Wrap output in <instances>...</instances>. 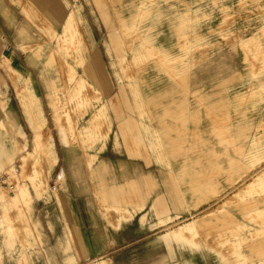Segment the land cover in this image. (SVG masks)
Masks as SVG:
<instances>
[{
	"label": "rangeland",
	"instance_id": "374dc122",
	"mask_svg": "<svg viewBox=\"0 0 264 264\" xmlns=\"http://www.w3.org/2000/svg\"><path fill=\"white\" fill-rule=\"evenodd\" d=\"M8 1L12 3L21 27L24 23L36 26L38 41L30 46H20L17 52L21 58L30 54L26 60L34 68L32 72L17 58L9 63L8 52H2L5 58L2 64L6 70L0 76V110L5 103H13L18 122L26 135V146L21 148L23 136L17 134L11 140L14 151L11 162L0 167V175L12 185L11 189H0V215L7 211L11 213L10 218H18L16 213L20 210L24 221L19 222L22 228L18 226V232L23 236L22 231L28 230L29 238L26 243L17 236L9 245L0 231V264H29L23 256L28 260V255L35 253L42 239L37 231L40 220L36 217L34 201L57 198V188L62 189L63 178L56 185L52 170L49 174L46 165L54 164L59 143L72 154L78 150L85 153L93 150L99 143L98 139L84 126L88 125L94 112L112 110L114 116L120 114L121 117L145 111L146 98L143 95L159 90L164 81L175 84L187 78L188 71L184 68L220 63L226 66L227 85L223 92L219 87L207 99L215 94H225L226 89L228 96L216 105L198 99L195 149L197 159L205 161V164H210L213 159H228L229 163L223 168L197 167L207 171V174H198L203 179L197 182L198 204L218 194L216 191H204L212 181L210 175H223L229 188L197 210L196 220H193L197 224L195 230L193 224L187 225L185 230L188 235L198 234L199 221L206 223L212 218L222 217L225 227L218 232H206V235L202 232L198 238L216 239L220 253L223 252L229 260L234 256V263L244 256L237 251L240 246L250 244L245 249L251 250L257 258L261 257L258 264H264V0H195L196 9L185 27L193 35H179L184 30H177L180 37L177 43L170 45L171 48L162 46L159 38L151 37L148 28L141 23V19L148 16L144 7L149 3L155 4L156 0H137V21L132 22L130 19L126 21L124 16L125 6L132 5V0H51V17L45 15L39 2ZM71 10L79 11L75 20L76 37L66 38L64 43L68 48H65L61 35L64 20ZM92 16L97 17L96 24L100 26L99 33H95L96 39L90 36ZM81 46L90 56L96 52L110 87L105 80L94 84L88 78L84 79L85 82L79 78L83 75ZM216 73L219 76L220 72ZM34 74L38 80H46L52 94L48 100L45 87L37 88L46 118L43 133L49 132L51 137H47L50 139L47 142L42 136L32 152L33 133L25 121L18 97L16 102L13 101L17 96L16 88L7 84L20 82L29 76L34 78ZM200 89L197 88V94H202ZM111 91L117 98L109 97ZM158 92H152L149 98H157ZM156 109L161 110V106ZM98 116L99 113L94 122L100 131ZM202 122L203 126L208 125L200 128ZM1 128L0 121V131ZM34 183L38 186V194ZM52 186H55L54 190ZM26 188L30 193L27 198L24 194ZM227 207L234 208L237 215L234 217L227 212ZM184 231L181 229L179 234L183 235ZM225 232L234 237L237 248L227 239Z\"/></svg>",
	"mask_w": 264,
	"mask_h": 264
},
{
	"label": "crops",
	"instance_id": "0c3cea01",
	"mask_svg": "<svg viewBox=\"0 0 264 264\" xmlns=\"http://www.w3.org/2000/svg\"><path fill=\"white\" fill-rule=\"evenodd\" d=\"M30 1L34 4L39 2L45 15L52 16L51 0ZM136 4L137 0H132V5L125 6L126 21H137ZM196 6L195 0H156L155 4L149 3L144 7L148 16L141 19L142 26L148 28L151 37L162 40L161 45L171 48L182 33L193 35L185 27ZM16 14L12 3L0 0V76L6 70L2 64L4 51L8 52L9 63L17 58L29 72L34 71L26 60L30 54L21 58L17 52L20 46H30L38 41L36 26L24 23L21 27ZM78 15V10H71L64 20L61 39L65 48H68L65 39L72 35L76 37L75 20ZM92 18L90 36L96 39L95 33H99L100 26L96 24L97 17ZM180 29L184 31L178 35L176 31ZM80 48L83 75L79 78L84 82L88 78L94 84L105 80L110 87L96 52L90 56L84 46ZM184 70L188 71V77L175 84L164 81L160 89L155 90L159 91L157 98H149L155 91L143 95L146 98L145 111L120 117L118 112L115 114L119 116H114L112 110L104 112L101 109L98 112L100 133L96 135L99 143L93 150L85 153L77 149L78 152L72 154L65 145L58 144L54 164L51 161L45 163L49 167L48 173L52 170L55 184L63 178L62 189L56 187L57 198L35 199L36 217L40 220L37 231L42 239L35 253L28 255V260L27 256H23L24 261L29 264H258L261 261V257L257 258L251 250L245 249L250 244L240 246L237 251L244 256L234 263V256L229 260L223 252L220 253L216 239L198 238L202 232L206 235V232H218L225 227L222 217L212 218L206 223L199 221L198 234L188 235L185 230L190 224L195 230L197 224L193 220H196L197 210L229 188L223 175H210L212 181L204 191H216L218 194L198 204L197 182L203 180L198 174H207V171L197 167L223 168L228 166L229 160L213 159L210 164H205V161L197 159L195 149L197 101L200 99L211 105L224 101L228 96L227 89L225 94H215L210 99L207 97L216 93L219 87L223 92L228 81L226 66L222 63L199 64ZM216 72H220L219 76ZM39 81L34 74V78L29 76L20 82L7 84L16 88L17 96L13 97V101L16 102L18 97L25 121L33 133L32 152L42 136L47 142L50 140L47 137H51L49 132L43 133L46 118L37 88L45 87L48 100L52 94L46 80ZM197 88H201L202 94L196 93ZM112 96L117 98L113 91L109 97ZM158 106L161 110L156 109ZM15 110L13 103H5L0 110V167L11 162L14 155L11 140L17 134L23 136L21 148L26 146V135ZM98 113L94 112L91 120ZM91 120L84 126L85 129L90 130ZM200 126L204 127L203 122ZM91 133L96 134L94 130ZM188 149V153H181ZM35 183L33 185L38 194ZM24 194L25 198L30 196L28 189ZM230 207L226 211L237 215ZM10 214L6 211L0 215V231L5 240L12 245L15 238L21 236L28 243V230L25 233L22 231L23 236L18 232V226L22 228L19 222L24 221L22 212L19 210L16 213L18 218H10ZM181 229L185 230L183 235L179 234ZM226 235L236 246L234 237ZM29 242L32 244L31 239Z\"/></svg>",
	"mask_w": 264,
	"mask_h": 264
},
{
	"label": "bare ground",
	"instance_id": "6f19581e",
	"mask_svg": "<svg viewBox=\"0 0 264 264\" xmlns=\"http://www.w3.org/2000/svg\"><path fill=\"white\" fill-rule=\"evenodd\" d=\"M84 85H82V87H83ZM80 87H81V85H80ZM89 128H90V132L91 131H93L94 129L95 130H97V128H98V131H95L96 132V134L95 135H97L98 136V134L100 133L99 132V127L95 124V122H94V120H91V122L89 123ZM91 135V134H90ZM94 136V135H93ZM38 142V141H37ZM7 158L9 157V156H6ZM15 198H13L12 200H14ZM8 228H9V226H8Z\"/></svg>",
	"mask_w": 264,
	"mask_h": 264
},
{
	"label": "built area",
	"instance_id": "2783aa9c",
	"mask_svg": "<svg viewBox=\"0 0 264 264\" xmlns=\"http://www.w3.org/2000/svg\"><path fill=\"white\" fill-rule=\"evenodd\" d=\"M4 187L11 189L12 185L7 183L6 180L3 178V176L0 175V189L4 188ZM54 189H55V186H52V190H54Z\"/></svg>",
	"mask_w": 264,
	"mask_h": 264
}]
</instances>
